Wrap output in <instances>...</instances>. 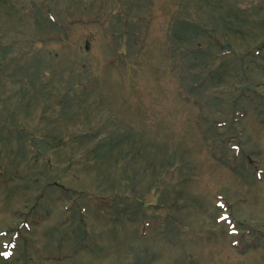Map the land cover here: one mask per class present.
<instances>
[{
	"label": "rangeland",
	"instance_id": "374dc122",
	"mask_svg": "<svg viewBox=\"0 0 264 264\" xmlns=\"http://www.w3.org/2000/svg\"><path fill=\"white\" fill-rule=\"evenodd\" d=\"M0 264H264V0H0Z\"/></svg>",
	"mask_w": 264,
	"mask_h": 264
}]
</instances>
